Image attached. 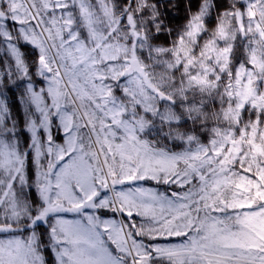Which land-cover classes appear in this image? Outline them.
<instances>
[{"label": "snow or ice", "instance_id": "1", "mask_svg": "<svg viewBox=\"0 0 264 264\" xmlns=\"http://www.w3.org/2000/svg\"><path fill=\"white\" fill-rule=\"evenodd\" d=\"M0 264H264V0H0Z\"/></svg>", "mask_w": 264, "mask_h": 264}]
</instances>
